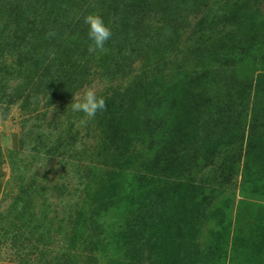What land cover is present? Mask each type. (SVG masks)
<instances>
[{"label":"trees","instance_id":"trees-1","mask_svg":"<svg viewBox=\"0 0 264 264\" xmlns=\"http://www.w3.org/2000/svg\"><path fill=\"white\" fill-rule=\"evenodd\" d=\"M159 1L0 0L3 100L23 98L27 106L44 94L69 111L92 75L109 81L98 94L106 108L84 124L95 144L83 141L78 149L74 120L56 137L46 135L47 155L79 159L69 162L85 196L65 202L61 218L46 213L34 224L15 197L10 215L24 223L13 237L24 250L29 243L47 247H35L37 264H100L102 258L106 264H206L199 243L217 189L197 177L208 159L221 155L225 136H213L221 127L228 129L227 153L247 132L250 139L264 128V11L243 21L244 0H228L220 10H214L219 0L210 7L206 0H186L182 8ZM89 14L112 29L103 52L88 51ZM192 15L194 36L185 44L182 30ZM13 80L18 85L10 95ZM111 213L121 223L108 221ZM213 215L225 228L224 212ZM224 233L214 237L223 240ZM56 235L64 239L60 255L49 248ZM79 253L85 258L76 259Z\"/></svg>","mask_w":264,"mask_h":264},{"label":"rangeland","instance_id":"rangeland-1","mask_svg":"<svg viewBox=\"0 0 264 264\" xmlns=\"http://www.w3.org/2000/svg\"><path fill=\"white\" fill-rule=\"evenodd\" d=\"M206 1V6L210 7L215 0ZM226 1L228 0H219L214 10H220L218 6ZM244 1L247 4L239 11L243 21L251 19L257 9L264 11V0H260L259 3L256 0ZM159 2L160 6L172 3L175 7L182 8L187 5L186 0ZM201 15L202 13L198 16ZM191 20V24L187 23L189 26L182 30L185 32L183 38L185 44L194 36L192 28L195 26L197 17L192 15ZM1 22L0 19V24ZM244 32L243 30L240 32L241 37L247 34ZM7 60H13L12 55H9ZM142 63L138 60L135 65L141 69ZM98 70L101 68L98 67ZM127 81L129 78L125 80ZM10 84L12 87L9 93L13 95V88L17 87L18 81L13 80ZM108 86L109 81L96 73L90 77L89 82L77 90L71 101L79 97L85 89L91 88L99 94ZM23 104V98L10 103L3 100L0 93V264H37L38 251L35 247L45 250L47 248L43 244L36 246L34 243H29V248L24 250L20 245L21 242L13 237L18 234L19 226L24 223V221L13 219L10 215L16 195L19 198V205L26 204L28 207L26 218L30 216L29 221L32 224L39 222L46 213L54 216L56 212H59L58 217L61 218L64 214L65 202L72 197L82 199L85 196V192L80 190L83 187L79 181L80 174H74L70 164L71 160L79 159L47 155L45 149L48 148L50 140L46 135L52 132L56 137L62 128L70 124L69 120H74L75 129L80 127L81 131L78 149L85 145L83 141H86L88 146L95 144L92 134H88L85 125L80 123L84 116H77V113L71 110V106L69 111L61 108V103L56 107L48 103V97L44 94H40L38 102H31L27 106ZM57 108L62 114L59 124L55 121ZM245 128L248 127L245 126ZM217 133L225 136V138L222 137L221 155L208 159L204 172L197 177L198 181L204 178L208 188L217 189L209 207L208 218L202 226L200 249L206 252V264H264V247L257 246L264 243V128L255 129L250 139L247 132L240 145L232 147L228 153L225 150L227 145L224 143L227 141L228 129L221 127L214 133V138L218 137ZM36 146H38L37 149H35ZM12 152L19 154L10 156ZM22 169L24 182L19 177ZM64 185L66 190L62 194L60 191ZM216 209H221L225 214V228H221L216 223L213 215ZM4 214L7 217H4ZM107 219L118 222L123 220L113 213L109 214ZM55 225L57 226V223ZM220 230L225 232V238L219 241L214 236ZM56 236L55 241L49 246L50 249L55 250L53 255L57 254L59 246L64 245V239L60 235ZM214 249L217 251L213 253ZM85 254L79 253L80 258L76 256V259H84ZM25 257L29 263L23 261ZM106 263V260L102 258L100 264ZM145 264L150 262L146 261Z\"/></svg>","mask_w":264,"mask_h":264},{"label":"clouds","instance_id":"clouds-1","mask_svg":"<svg viewBox=\"0 0 264 264\" xmlns=\"http://www.w3.org/2000/svg\"><path fill=\"white\" fill-rule=\"evenodd\" d=\"M88 27V37L91 40L88 51L90 53L103 52L106 50L105 45L112 37V29L99 14H89L85 18ZM106 108V100L99 96L91 88L85 89L84 92L73 99L71 110L77 113H83L84 119L81 124H86L89 119L94 118L98 112Z\"/></svg>","mask_w":264,"mask_h":264}]
</instances>
